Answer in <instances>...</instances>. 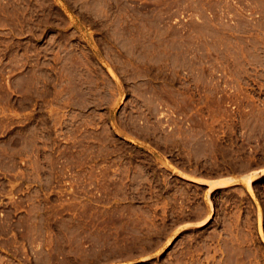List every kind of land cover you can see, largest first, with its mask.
Instances as JSON below:
<instances>
[{"label":"rangeland","instance_id":"rangeland-1","mask_svg":"<svg viewBox=\"0 0 264 264\" xmlns=\"http://www.w3.org/2000/svg\"><path fill=\"white\" fill-rule=\"evenodd\" d=\"M263 170L264 0H0V264H264Z\"/></svg>","mask_w":264,"mask_h":264},{"label":"bare ground","instance_id":"bare-ground-1","mask_svg":"<svg viewBox=\"0 0 264 264\" xmlns=\"http://www.w3.org/2000/svg\"><path fill=\"white\" fill-rule=\"evenodd\" d=\"M261 173L264 174V170ZM182 176L189 178L191 181H195V182L202 183V184H207L208 189H210V190L217 188V187L227 186V185L231 184V182L233 183V180H235V179H230V180H220V181H211V180L209 181L206 179H202V178L200 179V178H196V177H192V176L188 177V175H185V174H182ZM252 179H253V177L249 176V177H247V179L245 181L248 191H249L248 186H249L250 182L252 181ZM210 217H211V211L204 217V219L201 221V223L206 222Z\"/></svg>","mask_w":264,"mask_h":264},{"label":"crops","instance_id":"crops-1","mask_svg":"<svg viewBox=\"0 0 264 264\" xmlns=\"http://www.w3.org/2000/svg\"><path fill=\"white\" fill-rule=\"evenodd\" d=\"M262 169H258V170H253V171H250V172H245L243 173V175H228V176H221V177H217V178H212V179H207V180H213V181H220V180H230V179H235L233 180V183L231 182V184L227 185V186H222V187H217V188H214V189H218V188H224V187H229V186H234V185H244V181H245V178L248 177L249 175L251 174H254L255 177L261 175L260 174V171ZM199 178V177H198ZM201 179V178H200ZM197 184H202V183H198L196 182ZM203 185H206L207 184H203ZM206 203V202H205ZM206 207H207V212L205 213V215L203 216V218L208 214L209 212V207L207 204H205ZM202 218V219H203ZM201 219V220H202ZM200 220V221H201ZM200 221H198L197 223H200Z\"/></svg>","mask_w":264,"mask_h":264}]
</instances>
